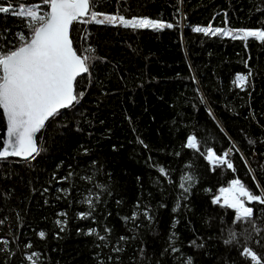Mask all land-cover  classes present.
Masks as SVG:
<instances>
[{
	"label": "trees",
	"instance_id": "trees-1",
	"mask_svg": "<svg viewBox=\"0 0 264 264\" xmlns=\"http://www.w3.org/2000/svg\"><path fill=\"white\" fill-rule=\"evenodd\" d=\"M97 4L173 27L74 23V47L87 30L95 49L78 78L84 95L48 123L34 159L0 161V264H254L245 247L264 264V205L246 202L252 220L235 222V210L213 202L233 179L264 189V42L193 30L264 28V0ZM19 32L29 34L24 19L0 14V46L18 44ZM190 136L199 151L186 147ZM209 148L231 149L235 171L210 164Z\"/></svg>",
	"mask_w": 264,
	"mask_h": 264
},
{
	"label": "snow or ice",
	"instance_id": "snow-or-ice-1",
	"mask_svg": "<svg viewBox=\"0 0 264 264\" xmlns=\"http://www.w3.org/2000/svg\"><path fill=\"white\" fill-rule=\"evenodd\" d=\"M43 6H47L48 10H42ZM97 7V0H42V3L30 4L26 3V0H18L17 4L6 0L5 4H0V14L24 19L29 32L27 36L23 32L17 33L19 43L16 45L0 46V109L7 118V138L0 148V160L8 157L34 159L43 150L38 144L37 134L45 128L50 119L58 116L62 109L73 107L83 97V91L77 90L78 78L90 74L95 49L87 45V30L80 37L84 43H78L74 47L70 35L74 23L155 30L173 27V24L159 19L125 18L119 14H105L97 11ZM193 30L205 35L227 36L234 40L247 41L249 38H255L264 42V28L234 30L208 26L196 27ZM3 39L6 40L7 37ZM249 76L250 73L238 75L235 83L243 88ZM140 143L143 144V141ZM186 147L200 150L195 136L188 137ZM230 152L231 149L223 153V156H218L209 148L207 159L213 165H226L235 171L233 164L227 159ZM159 171L166 174L163 168ZM192 181L191 175L183 176L179 187L188 192ZM185 184L188 187H185ZM256 187L260 189L258 183ZM221 198L224 206L235 210V222H250L254 213L252 207L246 206V202L264 205V189L255 194L239 179H233L228 187L219 189L213 202L220 204ZM93 232L95 230H91L89 234ZM39 235L43 238L45 233L41 231ZM99 239L106 238L100 236ZM235 239L236 233L230 231L229 239L224 242L230 244ZM241 255L249 257L254 264H262L261 256L251 248H243ZM27 259L31 261L33 256L30 255ZM187 264H192L190 257Z\"/></svg>",
	"mask_w": 264,
	"mask_h": 264
},
{
	"label": "water",
	"instance_id": "water-1",
	"mask_svg": "<svg viewBox=\"0 0 264 264\" xmlns=\"http://www.w3.org/2000/svg\"><path fill=\"white\" fill-rule=\"evenodd\" d=\"M70 35H71V33H70ZM85 76H86V75H85ZM76 104H77V103H76ZM76 104H75V105H76ZM75 105H74V106H75ZM74 106H73V107H70V108H68V109H62L60 112L70 110V109L74 108ZM51 120H53V119H50V121H51ZM50 121H48V122L46 123L45 128L42 129V131H41L40 133L37 134V139H38V136H39L42 132L45 131V129L47 128V125H48V123H49ZM6 138H7V118H6V116L4 115L3 110L0 109V148L3 147L4 141L6 140ZM36 156H37V155H36ZM36 156H35V157H36ZM8 159H18V160H21V161H23V162H26V161H30V160H32L31 158L25 160V159H23V158H21V157H8V158H6V159H4V160H8ZM0 161H3V160H0Z\"/></svg>",
	"mask_w": 264,
	"mask_h": 264
},
{
	"label": "rangeland",
	"instance_id": "rangeland-1",
	"mask_svg": "<svg viewBox=\"0 0 264 264\" xmlns=\"http://www.w3.org/2000/svg\"><path fill=\"white\" fill-rule=\"evenodd\" d=\"M229 155H232V153H230ZM209 161V160H208ZM210 162V161H209ZM210 164H211V162H210ZM217 165V164H216ZM222 199L223 198H221V203H222ZM242 199H244L243 197H242ZM223 204V203H222Z\"/></svg>",
	"mask_w": 264,
	"mask_h": 264
},
{
	"label": "built area",
	"instance_id": "built-area-1",
	"mask_svg": "<svg viewBox=\"0 0 264 264\" xmlns=\"http://www.w3.org/2000/svg\"><path fill=\"white\" fill-rule=\"evenodd\" d=\"M212 164V163H211ZM213 165V164H212Z\"/></svg>",
	"mask_w": 264,
	"mask_h": 264
}]
</instances>
